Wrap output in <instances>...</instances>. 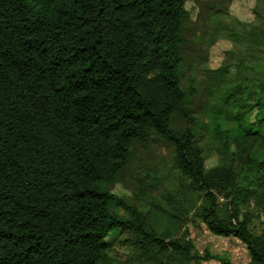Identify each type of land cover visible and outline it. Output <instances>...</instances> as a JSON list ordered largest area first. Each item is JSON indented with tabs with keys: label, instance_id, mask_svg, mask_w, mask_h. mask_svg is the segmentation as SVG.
<instances>
[{
	"label": "trees",
	"instance_id": "obj_1",
	"mask_svg": "<svg viewBox=\"0 0 264 264\" xmlns=\"http://www.w3.org/2000/svg\"><path fill=\"white\" fill-rule=\"evenodd\" d=\"M186 1L0 0V264H104L114 230L129 235L122 264H235L196 250V220L264 264L250 227L264 220V39L243 23L228 34L244 52L218 68L206 153L195 128L173 124L196 94L181 84ZM256 18L264 30V4ZM153 134L175 180L144 209L109 186Z\"/></svg>",
	"mask_w": 264,
	"mask_h": 264
},
{
	"label": "rangeland",
	"instance_id": "obj_2",
	"mask_svg": "<svg viewBox=\"0 0 264 264\" xmlns=\"http://www.w3.org/2000/svg\"><path fill=\"white\" fill-rule=\"evenodd\" d=\"M264 0H187L185 9L188 21L183 32L181 54L183 63L180 67L181 84L186 87L190 82L194 86L195 95L190 98L188 110L176 114L173 118L175 127L190 124L197 130V138L204 144L207 153L208 126L204 111L212 96H217L225 84V74L218 70L224 64L227 51L243 53L244 47L235 44L228 38L232 32L242 33L245 28L254 42L263 41L264 30L258 26L256 13L260 11ZM230 73L234 67H230ZM192 80V81H191ZM188 113L189 117L184 113ZM172 148L161 136L153 134L146 143H134L127 167L110 184L113 193L134 202L144 209L150 207V201L159 199L161 194L171 188L174 171L171 167ZM214 152L206 158V166L216 163ZM149 188L146 194L141 187ZM120 214H125L119 209ZM251 229L264 234L262 215L253 218ZM190 236L196 250L203 252L211 249L215 253L228 252L238 264H248L249 257L245 245L233 237H217L211 234L204 224L196 220L189 225ZM126 233L111 231L106 239L110 244L109 259L104 264H122L130 253L131 247ZM125 241L127 244H125ZM129 242V241H128ZM211 262V263H210ZM194 261L190 264H217L216 261Z\"/></svg>",
	"mask_w": 264,
	"mask_h": 264
},
{
	"label": "crops",
	"instance_id": "obj_3",
	"mask_svg": "<svg viewBox=\"0 0 264 264\" xmlns=\"http://www.w3.org/2000/svg\"><path fill=\"white\" fill-rule=\"evenodd\" d=\"M215 236H217L218 237V235H215ZM219 237H222V236H219ZM227 238H229V237H227ZM234 238V237H233ZM236 239V238H235ZM242 243V242H241ZM243 244V243H242ZM246 248V247H245ZM210 251H211V253H214V254H217V253H215V252H213L211 249H209ZM246 251H247V249H246ZM226 253H228V252H226ZM248 253V252H247ZM228 255L230 256V254L228 253ZM248 257H249V254H248ZM230 258H231V256H230ZM231 260L233 261V259L231 258ZM204 262H210V261H216L217 262V264H221L219 261H217V260H215V259H208V260H203ZM235 264H238L237 262H235V261H233ZM249 262H250V257H249V261H248V264H249ZM211 263V262H210Z\"/></svg>",
	"mask_w": 264,
	"mask_h": 264
}]
</instances>
